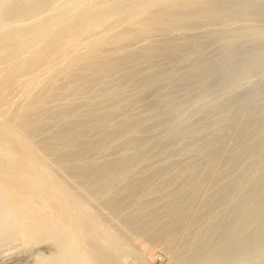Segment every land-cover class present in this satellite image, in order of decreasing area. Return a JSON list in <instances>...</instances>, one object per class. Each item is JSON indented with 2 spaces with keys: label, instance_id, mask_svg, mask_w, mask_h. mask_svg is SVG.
<instances>
[{
  "label": "bare ground",
  "instance_id": "1",
  "mask_svg": "<svg viewBox=\"0 0 264 264\" xmlns=\"http://www.w3.org/2000/svg\"><path fill=\"white\" fill-rule=\"evenodd\" d=\"M49 13L19 48L7 47L10 52L0 54V264H116L128 252L116 249L119 244L111 227L125 237L146 234L152 243L178 235L173 248L176 264H243L235 254L247 253L255 237L257 242L264 237V160L259 165L253 162L264 149V128L258 135L249 134L258 128L257 118L252 130L237 128L240 133L227 147L232 158L227 164L223 156L227 167L222 164L235 176L225 177L229 174L223 169L224 178L220 169L211 182V194L207 192L202 204L201 198L190 218L198 188L227 140L228 131L218 132V126L231 125L235 112L223 104L228 110L220 115L213 111L214 116L208 115L212 105L207 114L197 115L208 94L236 85L264 66V0H76ZM10 21L0 25V39L8 33L22 34L21 25L13 27L16 19ZM236 22H243L246 29L235 27ZM205 24L221 28H206L204 35L195 32ZM160 35L162 40L156 38ZM205 35L222 47L213 56L198 57ZM254 36L260 44L251 51L225 50L241 49ZM171 81L176 82L174 90L167 92ZM196 83L203 91L192 107H185L178 94L187 89L190 93ZM152 92L163 96L165 104L150 103ZM132 102L145 113L129 115ZM257 103L250 104L254 115L264 106ZM259 116L264 118V111ZM216 127V133H210ZM184 139L187 154L207 155L208 165L202 164L206 169L196 174L190 165L180 188L172 183L177 189L164 186H170L171 177L162 178L164 184L155 178L154 183L157 173L169 177L179 165L177 153L185 150L179 145ZM111 149L116 156L106 157ZM169 153L179 160L173 156L170 160ZM151 154L160 156L159 166ZM36 158L43 167L34 165ZM196 161L195 166L203 169ZM48 165L59 175L57 183L53 181L56 188L47 182ZM182 166L175 171L180 174L187 168ZM239 169L241 174H236ZM63 182L93 208L81 207L66 188V194L60 193ZM97 223L106 239L100 229L97 232ZM8 244L16 250L8 252ZM137 258L144 264L142 257Z\"/></svg>",
  "mask_w": 264,
  "mask_h": 264
},
{
  "label": "rangeland",
  "instance_id": "2",
  "mask_svg": "<svg viewBox=\"0 0 264 264\" xmlns=\"http://www.w3.org/2000/svg\"><path fill=\"white\" fill-rule=\"evenodd\" d=\"M22 1V2H21ZM34 1V2H33ZM41 1H44L45 2V0H39V2H40V4L42 3ZM72 3H75V1L76 0H70ZM70 1H68V0H48V2H43V4H41V6L40 5H38L39 4V2H38V0H13V2H12V0H0V16H2V17H0V20H1V18H2V20L0 21V25L2 24V25H5L6 24V21L8 20H11L10 21V23L9 24H11V22L12 21H14L15 19H16V21H14V22H12L13 24H14V26L13 27H20V25H21V27H22V34H17V32H13V33H8V34H4V35H2L1 36V39H0V41H2V42H0V54H4V53H2V52H5V53H7V52H10V50H12L13 51V49H17V48H19L22 44V42H23V39L25 38V37H27L28 36V34L30 33V32H32V30L34 29V26L36 27L43 19H44V17H47V16H49V11L51 12V11H53L54 9H56V8H58L59 6H62L63 4H65V2L66 3H68V2H70ZM28 2V3H27ZM30 2H31V4L33 3V5H31L30 4ZM49 2H51V3H49ZM56 2V3H55ZM12 3H14V4H12ZM16 3V4H15ZM47 3V4H46ZM17 5V6H16ZM26 5H30L31 6V8H29L30 6H26ZM7 6V7H6ZM24 6H25V8H24ZM35 6V7H34ZM36 6L37 7H41L40 9H37L36 8ZM48 6H49V8H48ZM53 7V8H52ZM4 8V9H3ZM32 8H33V10H32ZM37 10H36V9ZM45 8V9H44ZM18 9V10H17ZM20 9V10H19ZM21 9H23V10H21ZM27 9V10H26ZM37 11V13H36V11ZM44 9V11H41V10H43ZM49 11H48V10ZM10 10V11H9ZM27 12H25V11ZM31 10V11H30ZM12 11V12H11ZM18 11V12H17ZM32 11H34V12H32ZM2 12H3V14H2ZM15 12V13H14ZM24 12H25V14H24ZM29 12H31V15H30V13ZM43 12H48V13H44L43 14ZM8 13V14H7ZM11 13V14H10ZM18 13V14H17ZM20 13V14H19ZM33 13H34V15H33ZM7 14V15H6ZM27 14V15H26ZM29 14V15H28ZM40 14V15H39ZM42 14V15H41ZM36 15V16H35ZM39 16V17H38ZM44 16V17H43ZM7 17V18H6ZM14 17V18H13ZM20 17H22V18H20ZM27 17V18H26ZM27 20V22L24 20ZM29 18V19H28ZM18 19V20H17ZM21 19L23 20V21H21ZM42 19V20H41ZM4 20V21H3ZM31 20V21H30ZM41 20V21H40ZM3 21V22H2ZM17 22V23H16ZM23 22V23H22ZM255 21H253V22H250L251 24L252 23H254ZM256 22H258V21H256ZM255 22V23H256ZM20 23V24H19ZM28 23V24H27ZM34 23V24H33ZM7 24H8V22H7ZM24 24V25H23ZM242 24H244L243 22H236V23H234L233 25L235 26V27H241L242 26V30H245L246 29V26H243ZM2 25H1V27H2ZM32 25V26H31ZM241 25V26H240ZM23 26H24V29H23ZM215 26V27H214ZM217 26V27H216ZM221 28V25H219V24H205V25H203V26H201V27H199L198 29H196L195 30V32L196 33H202V35H204L206 32H207V29L209 30V29H211V28H217V29H220L219 27ZM19 27L17 28V29H19ZM209 27V28H208ZM29 28V29H28ZM205 28V29H204ZM207 28V29H206ZM16 28H14V30H15ZM199 29H200V31H199ZM30 30V31H29ZM206 30V31H205ZM26 31V32H25ZM20 32V31H19ZM17 34V35H16ZM31 34V33H30ZM29 34V35H30ZM5 36H8V38L7 37H5ZM19 36V37H18ZM23 36V37H22ZM206 36V35H205ZM158 40H162L163 39V36L162 35H160V36H158V37H156ZM254 38H256L255 36H254ZM254 38H252V37H250L249 39H248V41H247V43L245 42L244 44H245V46H244V44H242V45H240V47H241V49L239 48V46L238 47H225V50L226 51H228L229 52V50L232 52V51H235V50H237L238 52H240L241 51V53H245L246 51L245 50H247V51H251L252 49L251 48H253L254 46H256V44H257V42L259 41L257 38L256 39H254ZM14 39V40H13ZM254 39V40H253ZM205 41H206V43L198 50V52H197V55L196 56H198V57H210V56H213V52H217V50H219L220 49V47H222V43H220L218 40H215V39H212V38H210V37H205ZM3 43V44H2ZM10 43V44H9ZM12 43V44H11ZM261 43H264V42H262L261 41ZM13 44H15V45H13ZM219 44H221V45H219ZM247 44V45H246ZM258 44H260V42H258ZM4 45V46H3ZM10 45V46H9ZM20 45V46H19ZM250 45H252V46H250ZM246 46H250V47H246ZM7 47L10 49V50H7ZM207 47V48H206ZM215 47V48H214ZM245 49H244V48ZM4 48V49H3ZM6 48V49H5ZM12 48V49H11ZM213 48V49H212ZM227 48V49H226ZM239 48V49H238ZM255 48V47H254ZM253 48V49H254ZM232 49V50H231ZM235 49V50H234ZM243 49H244V51H243ZM2 50V51H1ZM215 50V51H214ZM240 50V51H239ZM206 53H207V55H206ZM209 53V54H208ZM214 53V54H215ZM176 60L178 61V62H176ZM163 60H160V61H158V62H162ZM165 62V64L167 63L166 62V60L164 61ZM164 62H162L163 64H164ZM175 62L177 63V64H180L181 65V61L179 60V59H175ZM262 71V72H261ZM254 73V74H253ZM252 74H250V77L249 76H246V77H244V78H242L241 79V81L238 83V84H236V85H233V86H230V87H228V88H226V89H223V90H221V91H218V92H214V93H211V94H208L207 96H206V99H205V101H204V104L202 105V110H203V112H202V110H201V114L199 113L197 116H201V115H203L204 114V112H205V114H207L206 113V111L208 112V109H209V107L211 108L212 106H216V108H211V112H209L208 113V115L209 116H216V115H220V114H222L224 111H226V110H228V109H234L233 111L235 112L233 115V117H235V118H233V123H235V124H233L232 122L230 123L231 125H228V126H225V125H222V126H218L219 128L218 129H220V130H218V132H222V133H225L226 131H228V132H226L227 133V137H226V143L223 145V147L221 148V150H220V154H218L219 155V157H217V158H214L213 160H214V162H215V165H214V163H213V161L211 162V163H213V167H211L210 166V168H209V171L208 172H206V173H208L209 175L207 176L206 174V176L204 177V179H203V181H202V183L200 184V186H199V188H198V191H200V192H198V194H197V197L195 198V200H194V204L190 207V218L193 216V215H195V211L197 210V207H198V204L200 205V201H201V198H205L206 199V197H209V195L211 194V188H212V183L211 182H213L212 180L214 179V175L215 174H217V173H219V171H220V169L222 170V173H223V169H225L226 167H227V164H228V161H229V159H231L232 157H229L230 155H229V150L227 151V147H228V149H229V145H230V142H232V141H234V139H235V137H237L236 136V134L238 135L240 132L239 131H241V129L243 128V126H244V129H247V130H252V124L255 122V120H256V118H257V122L259 123L258 124V128L257 129H255V130H252V131H255V132H251V131H249V134H253V133H255V135H258V133H259V130L260 129H262V128H264V123L262 124V126H261V121H263L264 120V118H263V120L261 119V117L259 116L260 114H262L263 113V109H264V106H263V108H262V106H261V108L258 106V103L260 104V105H264V103H263V101H264V98H263V96H261V95H264V66H262L260 69H258V70H256L255 72H253ZM259 73V74H258ZM246 79V80H245ZM248 79V80H247ZM257 79V80H256ZM242 80H244V81H242ZM256 81V82H255ZM263 81V82H262ZM246 82H247V84H246ZM251 83V86H250V83ZM262 82V83H261ZM173 83H176L175 81H171L170 83H168L167 84V86H166V91L167 92H172V90H174V87H173V89H172V86H173ZM199 85L200 83H196V85ZM262 84V85H261ZM171 85V86H170ZM196 85H194V86H192L191 88L193 89V87L195 88V86ZM197 85V87L195 88V89H191L190 88V93L188 92V90L189 89H187L185 92L184 91H181V93H183L184 92V96H183V94L181 95V93H179L178 94V99H180L179 100V102H181L182 101V99L183 100H185L184 102L185 103H183V105L185 106V107H192L193 105H194V103L196 102V100L198 99V97L200 96V94L202 93V91H203V85L201 84V86H200V88H198L199 86ZM250 86V87H248V86ZM174 86H175V84H174ZM248 87V89H246L245 88V90H244V87ZM235 87V89H233ZM240 87V88H239ZM257 87H259V88H257ZM168 88H170L169 90H167ZM230 88V89H229ZM193 92H192V91ZM195 90V91H194ZM201 92H200V91ZM237 90V93L235 94L234 93V91H236ZM239 90V91H238ZM247 90H248V93L247 94H245L244 92H247ZM224 91V92H223ZM242 91V92H241ZM188 92V93H187ZM156 93V94H155ZM155 93H150L151 95H149V97L148 98H150V96H151V98L150 99H152L151 101L152 102H150V103H155V104H158L159 106L160 105H164L163 104V101H165L164 99H163V96H161L160 95V97H161V99H160V97H159V94L157 93V92H155ZM189 96V97H187L186 96V94ZM240 94V98H242V96H243V98L240 100V98H239V95H237V94ZM255 93V94H254ZM155 94V95H154ZM227 94V95H226ZM231 94V95H230ZM234 94V95H233ZM158 95V96H157ZM212 95L215 97V99H214V97H212ZM230 95V96H229ZM236 95V96H235ZM246 95V96H245ZM224 96V97H223ZM226 96V97H225ZM229 98H228V97ZM238 96V97H237ZM245 96V97H244ZM260 96L262 97V98H260ZM157 97H159V98H157ZM182 97V98H181ZM184 97V98H183ZM193 97V98H192ZM231 97V98H230ZM232 97H236V98H238L239 100H237L236 98L234 99H232ZM155 98L156 99H158L157 101L155 100ZM186 98H187V100H186ZM191 100H190V99ZM226 99V101H225V99ZM246 98V99H245ZM160 99V100H159ZM163 99V100H162ZM222 100V99H224L222 102L220 101V100ZM229 99H232V100H235V102H231ZM254 99V100H253ZM256 99V100H255ZM149 100V99H148ZM228 100V101H227ZM243 100H245L244 101V103L242 104V101ZM150 101V100H149ZM161 101H162V104H161ZM207 101V102H206ZM230 101V102H229ZM238 101V102H237ZM251 101V102H250ZM253 101V102H252ZM261 101V102H260ZM158 102H160V103H158ZM212 102V103H211ZM217 102H220V104H218ZM225 102H227V104L225 103ZM258 102V103H257ZM181 103V104H182ZM217 104V105H220L219 107L217 106V105H214V104ZM222 103V104H221ZM232 103V104H231ZM234 103V104H233ZM236 103V104H235ZM257 103V106L259 107V113L258 114H256V115H254V114H252V110H251V108L253 107L252 105H254V104H256ZM263 103V104H262ZM135 103H133L132 102V104H131V106H135V107H132V108H135V109H131V106H130V108L129 107H127L128 109H127V111L129 110V112H128V114L129 115H133V113H135L136 114V116H138V115H140L139 113H140V110L141 111H145L144 110V108L142 107V106H140V105H137V104H135ZM223 104H225V105H228V109H224V107H226L225 105H223ZM242 104V105H241ZM248 104H249V107H248ZM250 104H252V105H250ZM207 105V107H205ZM210 105V106H209ZM212 105V106H211ZM229 105H231V106H233V107H229ZM236 105V106H235ZM238 105V106H237ZM222 106H223V108H222ZM140 109H139V108ZM218 107V108H217ZM241 107H243V108H241ZM138 108V109H137ZM214 109H215V111L217 110L218 112L216 113L215 111H214ZM218 109H224L223 111H219ZM236 109V110H235ZM261 109V110H260ZM131 110V111H130ZM133 110H135L134 112H132ZM139 110V111H138ZM210 110V109H209ZM246 110H248V111H246ZM263 110V111H262ZM126 111V112H127ZM212 111L215 113L214 115H213V113H212ZM143 112H141V114H144ZM220 112V113H219ZM245 112H246V114H245ZM248 112V113H247ZM251 112V113H250ZM138 113V114H137ZM236 113H237V117H236ZM250 113V114H249ZM254 117V119H253V117ZM133 116H135V115H133ZM205 116V115H204ZM257 116V117H256ZM260 117V119H258L259 117ZM194 117V116H193ZM246 117V118H245ZM237 118V119H236ZM245 118V119H244ZM248 118V119H247ZM0 119H1V117H0ZM194 119H196V118H191V119H189V120H191V121H193ZM235 119V120H234ZM246 120V122L244 121V120ZM240 121V122H239ZM264 122V121H263ZM244 125H243V124ZM245 123H247V125H245ZM249 123V124H248ZM242 124V125H241ZM251 125V126H250ZM230 126V127H229ZM245 126H247V127H245ZM221 127V128H220ZM223 127H226V128H224V130H222V128ZM238 127H240L239 128V130L237 129ZM228 128V129H227ZM213 130H212V132H210V133H213L214 134V132L216 133V129H217V127L216 128H212ZM233 129V130H232ZM259 129V130H258ZM257 131V132H256ZM152 132H154V129H151L150 130V134L152 133ZM208 133V132H207ZM229 133H231V134H229ZM236 133V134H235ZM257 133V134H256ZM213 134H205V135H213ZM226 135V134H225ZM229 135V136H228ZM235 136V137H234ZM232 138V139H231ZM185 140V139H184ZM184 140H182V141H184ZM182 141H181V143H179V145H181V144H183V146L185 145V143H186V145H188V141H187V139L184 141V143H182ZM184 146V149L186 150V153H183L185 150L183 149V146L181 147L182 148V150H184L183 152L181 151L180 153H177L178 154V156L180 155V158L179 159H183L184 160V158H186V160H184V162H181V160L179 161V165H177L176 166V168L179 170L180 168H181V164L182 163H185L182 167L184 168V166H186L185 168L186 169H181L180 170V174L178 173L179 171L177 170V172L175 171V169L173 170V171H171L172 172V174H176V173H178V174H176V175H174V177L176 176V178H174L173 177V175L171 174V172H170V174L172 175H170L169 177H167V176H164V174H162L161 172H160V174L159 173H157L155 176H154V179H153V182L155 183V181H156V183H158L159 182V180H160V182H161V180H162V178L165 180V181H168L169 180V178L171 179V181H169V183H171L170 184V186L168 185V183L166 184L165 183V181L163 182V180H162V182H163V184H164V186L166 187V188H169V187H171V186H173V188H174V184H175V186H177L178 188H180V182L182 181V177H185L186 175H188L189 173H190V170L188 171V169H191L192 167V165H193V171L196 173V174H200V173H202L203 172V170H205L206 168V165H208V159H207V155H205V154H202V153H193V155L191 156L190 154H192V153H190L189 151H188V154H187V146ZM189 146V145H188ZM186 147V148H185ZM114 150H112L111 149V151L109 152L110 153V155L108 156H106V154H104L106 157H112V156H116L115 154V151L113 152ZM222 151V152H221ZM225 151H227V152H225ZM111 152L112 153H114V155L112 154L111 155ZM108 153V154H109ZM182 153L184 154V155H182ZM174 154L175 153H171V155H170V153L169 154H167V157L168 158H170V160H173V158H175L174 160H179V159H177L178 157H175L177 154H175V156H174ZM185 154L187 155V156H189V157H186L185 156ZM194 154H197L195 157H194ZM102 155V156H101ZM101 155H99V156H101V158H106V157H104V155L103 154H101ZM182 155V156H181ZM200 155V156H199ZM203 155H205L204 157H203ZM227 155H229V156H227ZM151 157H153L154 158V160L156 161V159H157V161H158V158L160 157L159 155H155L154 156V154H151L150 155ZM172 156H173V158H172ZM223 156H226L225 157V159H226V162H227V164H226V162H225V159H223L224 157ZM183 157V158H182ZM192 157H194V158H192ZM199 157H200V159H199ZM206 157V158H205ZM228 157V158H227ZM205 158V159H204ZM209 158V157H208ZM256 158V159H255ZM258 158H260V159H258ZM187 159H189V162L187 161ZM203 160V161H205V163H203V162H197L196 160ZM252 159H253V157H252ZM257 159H258V161H257ZM262 159V160H261ZM182 160V161H183ZM220 160V161H219ZM253 160H256V161H253L255 164L257 163L258 165L264 160V149H263V151H262V153L260 154V155H258V156H254V159ZM156 161V162H157ZM186 161V162H185ZM190 161H192L191 163H190ZM195 161H196V164H201V166H203V169H201V168H199L200 167V165H196L195 166ZM250 161H251V159H250ZM38 162H39V159L38 158H36V164H34L35 166H37V167H43L44 165H42V164H38ZM221 163V165H220V163ZM252 162V163H253ZM161 163V161L159 160L156 164H155V162L153 163L155 166H159V164ZM225 163V166L226 167H224V166H222V164H224ZM253 163V164H254ZM202 164H204L205 165V167H204V165H202ZM191 165V166H190ZM220 165V166H219ZM49 166V168H50V174L48 175V177H47V182L50 184V185H52V186H54L53 188H56V184L54 183V182H56V180L58 179V178H56V177H59V175L58 174H56L57 172H55L54 170L55 169H52L53 167L52 166H50V165H48ZM217 166H219V167H217ZM179 167V168H178ZM199 169V170H198ZM212 169V171H210ZM227 169H225V171H226ZM242 170V169H241ZM246 170H247V174H248V172H249V169L248 168H246ZM174 171H175V173H174ZM228 171V170H227ZM226 171V173H228L229 175H227V176H225V177H227L228 178V176H232V174L235 176V174L234 173H229V171L227 172ZM238 171H240V169L239 170H237V172L235 171V173L237 174V173H240V172H242V171H240V172H238ZM55 172V174H53ZM210 172V173H209ZM221 172V171H220ZM186 173H188V174H186ZM194 173V174H195ZM160 175V179H159V177H157V175ZM186 174V175H185ZM211 174V175H210ZM224 174L225 173H223V174H221L223 177H224ZM241 174V173H240ZM244 174H246L244 171H243V175ZM158 175V176H159ZM161 175H163V176H161ZM177 175H180V177L179 176H177ZM183 175V176H182ZM182 176V177H181ZM213 176V177H212ZM53 177V178H52ZM177 177H178V179H177ZM224 177V178H225ZM233 177V176H232ZM155 178H157L156 180H155ZM167 178V179H166ZM48 179H49V181H48ZM55 179V180H54ZM177 181H179V182H177ZM206 179V180H205ZM155 180V181H154ZM211 180V181H210ZM51 181V182H50ZM54 181V182H53ZM58 181V180H57ZM158 181V182H157ZM173 181V182H172ZM205 181V182H204ZM159 182V183H160ZM57 183V182H56ZM172 183H174V184H172ZM62 184H64L63 186H64V189H63V186H62V188H61V191H60V193H64V191L63 190H65V188L67 189V195L68 196H70V194H72V196H74L75 198H78V201L80 202V204H81V207H90V208H93V206H91L92 204H90L87 200H85V198L83 197V196H80V194H78V192L74 189V187L71 185L70 186V183H67V182H63ZM68 184H69V186H68ZM209 185V186H208ZM211 186V187H210ZM71 187V188H70ZM208 187H210V189L208 188ZM70 188V189H69ZM74 191H76L77 192V194L76 193H73V190ZM174 189H177L176 187L174 188ZM68 190H69V194H68ZM210 190V191H209ZM65 192H66V190H65ZM209 193V195H207L208 193ZM64 194H66V193H64ZM77 195V196H76ZM79 195V196H78ZM207 195V196H206ZM206 196V197H205ZM71 197V196H70ZM83 197V198H82ZM202 199V201H201V204H202V202L205 200V199ZM86 201V202H85ZM197 206V207H196ZM201 206V205H200ZM199 206V207H200ZM194 210V211H193ZM194 213V214H193ZM102 222H104V223H102ZM100 224H102L103 225V227H107V224L105 225V223H107V222H105L104 220H101L100 222H99ZM99 223H97L98 224V227L96 228V230H97V232H99V230L98 229H100V232H99V234H101V232L102 233H105V234H102V237H105L104 239H106L107 238V233L103 230V227H102V225H100ZM100 226V227H99ZM111 229L114 231V236H113V238H115V243L118 245L119 244V246H116L115 248L116 249H118L119 250V248H120V251L122 250L123 252H124V250H126V252H128V254H126V256H124L121 260H119L117 263L118 264H140L141 262H140V260L137 258V256H140V257H142V259H143V262H144V264H176L177 263V256L176 257H174V255H175V253H174V251H173V248H174V246L177 244V242L179 241V236L178 235H176V236H174V237H171L170 239H168L167 238V240L166 239H163V241H157V242H155V241H153V243H152V241H150V240H152V239H149V237L146 235V234H143V233H139V232H134V233H129V234H127V236L128 237H125L126 236V234L125 233H123V232H118L119 230H117L116 231V233H115V229H114V227H111ZM121 234L120 236H118L119 234ZM122 233H123V235L125 234V236H123L122 235ZM97 234V233H96ZM116 234H118L117 236H116ZM105 235V236H104ZM107 235V236H106ZM148 237H146V236ZM122 236V237H121ZM138 236V237H137ZM120 237V238H119ZM176 237L178 238V239H176ZM116 238H118L117 240H116ZM125 238H127V239H125ZM255 238H257V237H255ZM254 238V239H255ZM121 239V240H120ZM123 239V240H122ZM149 239V240H148ZM176 239V240H175ZM253 239V241L255 242V243H253V241H252V246H254L253 248L250 246V249L252 248V250H248L247 249V253L246 252H243L242 251V253H245V254H243L242 256H241V254L242 253H239V252H237V256H236V254H235V259H236V261L237 262H239L240 263V258H241V261H243V264H264V237H263V241H261L262 240V238H259V240H258V242L256 241V239L254 240ZM169 241V242H168ZM171 241V242H170ZM259 241H261L260 243H259ZM18 242V241H17ZM256 242H257V246H255L256 245ZM152 243V244H151ZM174 243V244H173ZM17 244H19V243H17ZM173 244V245H172ZM9 245V244H8ZM12 245H13V243H12ZM11 245V246H12ZM172 245V246H171ZM10 246V245H9ZM9 247L10 248V250H9V248L7 249V250H9L8 252H10V251H12L11 250V248L13 249V248H15V247ZM14 246H15V244H14ZM5 247V246H4ZM4 247H2V249H4L5 250V248ZM124 247V248H123ZM127 247V248H126ZM14 250H16V249H13V251ZM3 251V250H2ZM245 251H246V249H245ZM249 251V252H248ZM6 252V251H5ZM8 252H6V253H8ZM2 254H4V252H1ZM5 253V254H6ZM239 254H240V256H239ZM243 257H245V259H243ZM235 259H233V260H235ZM175 261H176V263H175ZM116 263V264H117ZM242 263V262H241Z\"/></svg>",
  "mask_w": 264,
  "mask_h": 264
}]
</instances>
